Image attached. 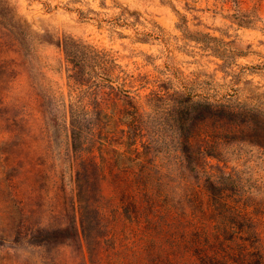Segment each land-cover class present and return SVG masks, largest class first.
<instances>
[{
  "label": "rangeland",
  "instance_id": "1",
  "mask_svg": "<svg viewBox=\"0 0 264 264\" xmlns=\"http://www.w3.org/2000/svg\"><path fill=\"white\" fill-rule=\"evenodd\" d=\"M263 123L264 0H0V264H259Z\"/></svg>",
  "mask_w": 264,
  "mask_h": 264
},
{
  "label": "trees",
  "instance_id": "2",
  "mask_svg": "<svg viewBox=\"0 0 264 264\" xmlns=\"http://www.w3.org/2000/svg\"><path fill=\"white\" fill-rule=\"evenodd\" d=\"M60 47L63 48L64 52H66V59L68 63H72L73 59L75 58L74 56V50L71 47H78L74 43H70V41H65V42H60L59 43ZM185 105L187 107L199 105L201 106L202 110V116L204 117L205 120H208L212 118L213 116H217V119L221 120H226L228 122H232V118L234 116L239 115V116H244L246 119H250V116L248 115L249 113L247 111L238 112L231 108L230 106H223L221 104L212 105L207 102H193L191 97L188 96L186 97L185 100ZM219 108V112L215 113V111ZM215 113V114H214ZM219 116H218V115ZM246 125L248 127H251V123L247 122ZM241 129V128H240ZM240 129L236 130L239 131ZM260 133L262 134L261 139L264 141V123L261 125ZM209 136V135H208ZM207 136H205L206 138ZM76 229V228H75ZM210 244H203L202 246H199L197 248V253L195 256V264H223V258H220L217 252L214 251V247H209ZM156 264H168L167 260L164 258H157V263ZM259 264H264L263 260H259Z\"/></svg>",
  "mask_w": 264,
  "mask_h": 264
}]
</instances>
